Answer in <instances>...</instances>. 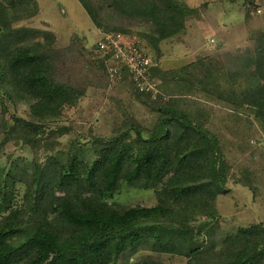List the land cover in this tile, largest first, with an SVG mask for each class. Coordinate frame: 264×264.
I'll return each instance as SVG.
<instances>
[{
  "label": "trees",
  "instance_id": "1",
  "mask_svg": "<svg viewBox=\"0 0 264 264\" xmlns=\"http://www.w3.org/2000/svg\"><path fill=\"white\" fill-rule=\"evenodd\" d=\"M78 2L99 35L135 34L142 48L148 54L152 51L149 75L159 81L155 97L134 90L126 71L111 84L97 42L91 48L104 83L127 84L135 99L156 111L157 117L146 127L121 110V125L113 135L93 136L87 145L72 138L58 148L57 138L70 127L56 121L84 90L57 71L58 59L66 58L73 47L58 48L49 29L16 24L37 14L36 0H0V148L18 140L34 152L42 151L28 161L14 158L7 170L0 167V264H117L140 249L183 256L184 264H264L263 223L215 235L221 217L216 198L228 192L230 164L218 136L204 120L177 105L172 95L191 89L188 66L179 70L157 66L160 42L184 34L185 20L194 8L183 0ZM117 18H129L145 28L133 33L115 24ZM263 38L264 32L244 57L242 70L229 76L227 85H216L218 98L234 108L246 106L260 121H264ZM237 76L244 78L241 92L233 87ZM167 80L174 82L171 94L161 88ZM201 89L213 91L204 85ZM9 103L25 104L28 117L11 114L10 126L4 116ZM236 182L250 187L247 181ZM123 184L154 190L155 203L109 202ZM136 264L163 263L147 256Z\"/></svg>",
  "mask_w": 264,
  "mask_h": 264
},
{
  "label": "rangeland",
  "instance_id": "2",
  "mask_svg": "<svg viewBox=\"0 0 264 264\" xmlns=\"http://www.w3.org/2000/svg\"><path fill=\"white\" fill-rule=\"evenodd\" d=\"M36 1L37 14L16 24L49 29L55 35L58 48L72 46L73 51H67L66 58L58 59L57 71L64 80L84 87L77 102L65 106L62 116L56 121L70 127L57 138L58 148L66 146L72 138L87 145L93 136L113 135L121 125V110L133 116L136 123L150 126L157 112L136 100L127 84L106 85L102 74L95 68L91 48L98 41L100 31L78 0ZM183 1L195 10L185 20V33L178 39H164L160 48L161 54L169 59L168 65L172 70H179L184 63L191 62L186 64L191 77L187 86L191 89L172 94L178 99L175 103L205 121L206 126L218 136L222 153L230 164L232 177L226 183L228 192L216 198L221 217L215 235L220 236L233 233L238 226L255 222L264 224V121L255 118L246 106L234 108L216 96V85H227L231 80L228 77L242 70L244 57L259 42L257 38L264 32V0H255L252 4L244 0ZM116 23L129 27L133 33L145 28V25L138 26L129 18H117ZM149 54H152L151 50ZM189 54L193 60L188 62ZM234 80L233 87L241 92L245 86L244 78L237 76ZM171 82L167 80L161 85L168 94L175 88ZM201 85L209 87L212 93L202 90ZM7 109L4 116L10 126L13 125L11 114L28 117L27 106L23 103H9ZM2 117L0 108V120ZM41 153V150L34 152L18 140L9 141L0 148V167L7 170L14 158L22 157L28 161ZM56 157L60 158L58 154ZM234 179L247 181L250 187ZM155 194L150 188L123 184L109 202L149 206L155 203ZM158 194L164 195V192L159 191ZM147 256L163 264L185 263L183 256L140 249L127 258L122 257L117 264H136Z\"/></svg>",
  "mask_w": 264,
  "mask_h": 264
},
{
  "label": "built area",
  "instance_id": "3",
  "mask_svg": "<svg viewBox=\"0 0 264 264\" xmlns=\"http://www.w3.org/2000/svg\"><path fill=\"white\" fill-rule=\"evenodd\" d=\"M140 43L135 34L101 32L96 46L104 57L105 71L111 84L122 79L126 71L134 90L155 97L159 92L158 80L149 75L153 62Z\"/></svg>",
  "mask_w": 264,
  "mask_h": 264
},
{
  "label": "crops",
  "instance_id": "4",
  "mask_svg": "<svg viewBox=\"0 0 264 264\" xmlns=\"http://www.w3.org/2000/svg\"><path fill=\"white\" fill-rule=\"evenodd\" d=\"M187 58H188V60H187L188 62L193 60L190 54H189V57L187 56ZM182 60H184V58H182ZM185 60H186V59H185ZM189 63H191V62H189ZM189 63H184L182 66H185L186 64H189ZM155 64H156V63H155ZM168 64H169V59H168L167 57H165L164 54L162 53V54L160 55V57L158 58V60H157V66H158L161 70H168V69H171V68H170L171 66H169ZM182 66H181V67H182ZM172 69H173V68H172ZM172 69H171V70H172Z\"/></svg>",
  "mask_w": 264,
  "mask_h": 264
}]
</instances>
